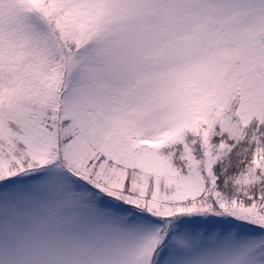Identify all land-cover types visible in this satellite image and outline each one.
I'll return each instance as SVG.
<instances>
[{
  "label": "snow or ice",
  "instance_id": "obj_1",
  "mask_svg": "<svg viewBox=\"0 0 264 264\" xmlns=\"http://www.w3.org/2000/svg\"><path fill=\"white\" fill-rule=\"evenodd\" d=\"M0 264H264V0H0Z\"/></svg>",
  "mask_w": 264,
  "mask_h": 264
}]
</instances>
